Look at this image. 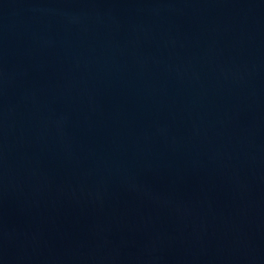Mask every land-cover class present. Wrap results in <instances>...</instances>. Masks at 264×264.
Instances as JSON below:
<instances>
[{"label":"water","instance_id":"95a60500","mask_svg":"<svg viewBox=\"0 0 264 264\" xmlns=\"http://www.w3.org/2000/svg\"><path fill=\"white\" fill-rule=\"evenodd\" d=\"M0 264H264V0H0Z\"/></svg>","mask_w":264,"mask_h":264}]
</instances>
